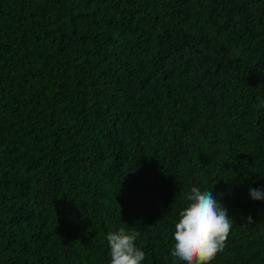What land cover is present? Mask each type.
I'll use <instances>...</instances> for the list:
<instances>
[{"label":"trees","instance_id":"trees-1","mask_svg":"<svg viewBox=\"0 0 264 264\" xmlns=\"http://www.w3.org/2000/svg\"><path fill=\"white\" fill-rule=\"evenodd\" d=\"M264 0H0V264L171 251L191 187L264 264ZM253 223L247 222V217Z\"/></svg>","mask_w":264,"mask_h":264},{"label":"clouds","instance_id":"clouds-1","mask_svg":"<svg viewBox=\"0 0 264 264\" xmlns=\"http://www.w3.org/2000/svg\"><path fill=\"white\" fill-rule=\"evenodd\" d=\"M249 192L254 200H264V188H250ZM186 200L187 205L175 224L171 256L179 264H211L226 246L233 219L213 190L202 191L193 186ZM247 222H254L250 215ZM138 235L137 231L124 227L107 234L110 264H143L146 253L136 245Z\"/></svg>","mask_w":264,"mask_h":264}]
</instances>
